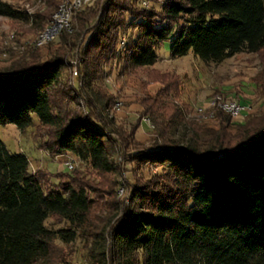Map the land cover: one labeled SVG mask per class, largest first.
I'll return each mask as SVG.
<instances>
[{"label":"trees","instance_id":"1","mask_svg":"<svg viewBox=\"0 0 264 264\" xmlns=\"http://www.w3.org/2000/svg\"><path fill=\"white\" fill-rule=\"evenodd\" d=\"M45 1L31 15L0 0V15L31 22L40 32L61 2ZM167 40L173 58L193 51L219 63L243 52L259 54L264 0H93L75 13L71 32L50 42L57 48H49L47 60L38 53L50 43L35 46L31 60L14 70L0 71V125L25 133L37 121L38 150L75 155L90 173L113 177L104 186L79 173L31 171L27 154L11 152L0 140V264L65 263L58 241L68 245L78 238L91 244L97 264H264V115L235 133L231 114L222 110L213 118L218 126L187 128L183 108L165 104L181 92L178 75L155 68ZM78 45L89 114L67 108L78 97L66 80V54ZM116 67L128 76L146 72L144 89L159 85L139 101L140 114L155 119L163 144L140 148V122L125 128L111 116L115 97L101 83ZM120 147H133L129 158L137 166L130 169V202L108 230L119 208ZM139 167L161 172L145 178L134 174ZM102 199L105 216L95 211ZM50 218L63 225L50 228Z\"/></svg>","mask_w":264,"mask_h":264},{"label":"rangeland","instance_id":"2","mask_svg":"<svg viewBox=\"0 0 264 264\" xmlns=\"http://www.w3.org/2000/svg\"><path fill=\"white\" fill-rule=\"evenodd\" d=\"M6 1L24 9H27V5H30L36 9V12L45 7V4H43L39 8L37 0ZM148 3L144 2L146 5ZM152 3L150 2L149 5L152 6ZM159 5L160 3H157L156 8H159ZM38 33L37 28L31 22H18L0 15V71L14 70L18 64L30 61L35 48L33 42ZM12 34L13 38H11ZM88 35V33L83 34L80 42L84 41ZM51 44L55 45V42L39 49L40 61L49 58L50 47L57 48ZM170 49L171 42L167 40L158 49L159 59L155 64V68L162 72L169 71L178 75L182 83L181 92L178 95L170 94L168 98H165V104H175L178 108H183L186 117L184 122L187 128L191 127L193 123L218 126L217 122L213 120L217 110L212 113V110L208 108L210 100L218 94L229 101L237 100L246 108L242 116L232 117L230 130L234 133L239 126L248 127L250 120L252 121L254 118L257 122L261 120V116L264 115V51L259 54L243 52L222 62L215 63L205 62L196 56L193 51L185 56L173 58ZM66 60V80L78 97L77 105L70 104L67 108L68 110L73 109L83 114H89V96L81 89L80 80L78 79L80 64L83 60L79 45L74 48L68 47ZM110 68L113 67H107V69ZM120 70L121 68H114L106 76L105 81L101 83L102 87L115 97L114 105L111 108V116L115 117L117 124H122L125 128L140 122L135 134L136 140H139L138 143L141 144H139L140 148L149 147L156 142L159 145L163 144L160 137L162 133H160L155 119L150 116L142 117L140 114L141 105L139 101L149 94H155L159 85L147 84L146 89H144L143 84H146L148 80L146 72L141 71L137 76H128L124 71L119 73ZM166 116H161L158 120L161 121ZM38 130L37 121L35 126L25 133L14 124L0 125V140L11 152L27 154L31 171L43 168L53 173L58 171L72 174L79 173L90 182L98 185L106 186V184L111 183L113 177L90 173L91 168L88 163L75 155L52 157L46 151L38 150L39 140H34L35 137H33L35 133H38ZM132 152L133 147H120V152L116 158L119 168L116 192L119 208L112 217L108 230L117 224L130 202V182L133 181L130 169H135V166H137V162H132L129 158ZM69 159L74 161V168L71 170L65 166V162ZM159 172H161V169L158 167L151 169L139 167L134 174L149 178ZM103 199L99 203L100 207H97L99 209L95 211L105 216L107 210L104 209L103 204L106 203V199ZM47 225L50 228H59L63 223L50 218ZM58 246L61 248L62 254L64 252L66 261L65 263L59 261L56 264H97L96 260L89 254L91 244L84 239L78 238L68 245L58 241ZM108 264H111L109 259Z\"/></svg>","mask_w":264,"mask_h":264},{"label":"built area","instance_id":"3","mask_svg":"<svg viewBox=\"0 0 264 264\" xmlns=\"http://www.w3.org/2000/svg\"><path fill=\"white\" fill-rule=\"evenodd\" d=\"M92 1L93 0H61L57 9L51 15L49 23L37 34L33 44L36 47H42L56 40L63 31L71 32L73 30V17L75 13ZM37 3L40 8L45 4V0H37ZM26 10L31 15L36 12V9L32 8L30 5H27ZM11 38H13V34ZM208 108L212 110V113L216 110H222L231 114L233 118L242 116L246 110L241 102L237 100L229 101L219 94L210 100ZM73 162V160L69 159L65 162V166L71 170L74 168Z\"/></svg>","mask_w":264,"mask_h":264}]
</instances>
